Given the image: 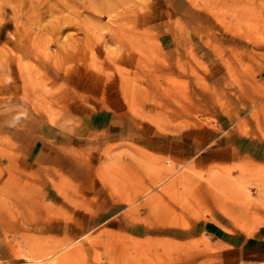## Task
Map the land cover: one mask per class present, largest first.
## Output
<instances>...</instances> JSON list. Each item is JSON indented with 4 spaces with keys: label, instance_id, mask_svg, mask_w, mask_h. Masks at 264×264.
Wrapping results in <instances>:
<instances>
[{
    "label": "rangeland",
    "instance_id": "rangeland-1",
    "mask_svg": "<svg viewBox=\"0 0 264 264\" xmlns=\"http://www.w3.org/2000/svg\"><path fill=\"white\" fill-rule=\"evenodd\" d=\"M228 176L250 231L264 0H0V264H222Z\"/></svg>",
    "mask_w": 264,
    "mask_h": 264
},
{
    "label": "crops",
    "instance_id": "crops-1",
    "mask_svg": "<svg viewBox=\"0 0 264 264\" xmlns=\"http://www.w3.org/2000/svg\"><path fill=\"white\" fill-rule=\"evenodd\" d=\"M204 191L206 193L203 195H210V189L206 188ZM260 197L264 198V194ZM216 202L218 201L211 202L210 207L208 205L207 210L212 207L217 209H212L206 221L200 224L199 233L209 237L220 249L221 263L264 264V221L256 225L254 220L250 219V231L238 228L237 226H244L246 221L244 210L235 208V215L232 216L225 213ZM260 215L264 220V212Z\"/></svg>",
    "mask_w": 264,
    "mask_h": 264
},
{
    "label": "bare ground",
    "instance_id": "bare-ground-1",
    "mask_svg": "<svg viewBox=\"0 0 264 264\" xmlns=\"http://www.w3.org/2000/svg\"><path fill=\"white\" fill-rule=\"evenodd\" d=\"M219 178H221V176H219ZM226 180V181H225ZM213 179L210 181V188L212 189H216L218 191V194H220V198L218 200V205H220V207L222 208V210L229 214V215H235V211H236V207L235 204L237 203L235 198H238L237 195L240 193V187H238V185L236 184V182L234 181V179H232L231 177L228 176L227 179ZM223 196L225 198H223ZM234 196V197H233ZM236 196V197H235ZM248 197V196H247ZM231 198H233L234 203L233 204L231 201ZM230 200V201H229ZM152 209L154 210L156 205H155V201L152 200ZM238 208V207H237ZM199 209V208H197ZM240 209V208H239ZM202 211V210H201ZM243 211V210H242ZM192 212V211H191ZM203 212V211H202ZM239 212V211H238ZM241 214V213H240ZM246 215V214H245ZM236 217V216H235ZM234 219V218H233ZM235 221V220H234ZM250 223V222H249Z\"/></svg>",
    "mask_w": 264,
    "mask_h": 264
}]
</instances>
